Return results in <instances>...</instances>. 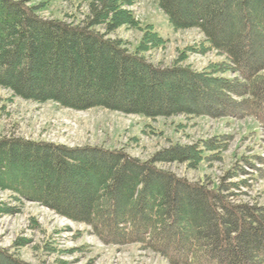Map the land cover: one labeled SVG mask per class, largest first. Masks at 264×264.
<instances>
[{"label": "trees", "instance_id": "trees-1", "mask_svg": "<svg viewBox=\"0 0 264 264\" xmlns=\"http://www.w3.org/2000/svg\"><path fill=\"white\" fill-rule=\"evenodd\" d=\"M30 1L0 0V88L14 96L147 119L249 117L264 128V0H157L174 31L197 29L204 37L186 51L223 56L200 71L184 65L185 53L170 67L145 58L165 40L125 10L132 0H89L77 22L44 20L38 11L46 2ZM120 27L142 33L134 52L109 37ZM230 139L171 144L142 161L124 149L1 138L0 189L90 227L106 245H137L169 264H264V203L233 200L234 189L247 186L232 182L245 174L241 166L214 188L158 166L222 161ZM28 161L39 165L35 178ZM243 162L264 179V158L255 157L263 168ZM0 259L24 264L3 249Z\"/></svg>", "mask_w": 264, "mask_h": 264}, {"label": "rangeland", "instance_id": "rangeland-1", "mask_svg": "<svg viewBox=\"0 0 264 264\" xmlns=\"http://www.w3.org/2000/svg\"><path fill=\"white\" fill-rule=\"evenodd\" d=\"M42 1L46 3L38 15L44 20L77 22L88 12L89 0H32L29 4L40 5ZM124 8L138 25L153 26L165 40L163 47L144 53L151 64L170 67L185 53L184 65L200 71L210 62L224 59L214 50L206 53L186 51L189 46L202 43L204 37L197 29L174 31L157 0H132ZM109 37L121 39L124 46L134 52L142 33L120 27ZM219 135L231 136L228 149L221 154L222 161L201 162L196 169H189L182 163L158 166L191 182L207 180L213 188L226 171L235 165L241 166L245 174L237 175L232 182L246 180L247 186L234 189L233 200L250 205L255 202L263 204L264 179H259L258 172L243 162V158L251 162H255L258 156L264 158V128L252 118L173 116L147 119L102 108L76 111L52 102L25 101L0 88V139L16 137L71 149H124L131 157L144 161L171 144L191 146L199 140ZM28 163L29 175L35 178L39 165ZM257 167L263 168L255 162ZM3 208L14 211H0V249L24 264H169L159 255L137 245H106L92 235L90 227L55 214L38 202L14 197L13 193L0 189V210ZM0 264L7 263L0 259Z\"/></svg>", "mask_w": 264, "mask_h": 264}]
</instances>
